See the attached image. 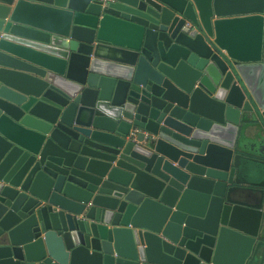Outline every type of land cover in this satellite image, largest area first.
Here are the masks:
<instances>
[{"label": "water", "instance_id": "95a60500", "mask_svg": "<svg viewBox=\"0 0 264 264\" xmlns=\"http://www.w3.org/2000/svg\"><path fill=\"white\" fill-rule=\"evenodd\" d=\"M262 236L264 0H0V264H253Z\"/></svg>", "mask_w": 264, "mask_h": 264}, {"label": "flooded vegetation", "instance_id": "af4514ba", "mask_svg": "<svg viewBox=\"0 0 264 264\" xmlns=\"http://www.w3.org/2000/svg\"><path fill=\"white\" fill-rule=\"evenodd\" d=\"M260 239L262 240V242H264L263 236L260 237ZM252 263L253 264H264V245L263 244H259L258 252L256 253V257L253 259Z\"/></svg>", "mask_w": 264, "mask_h": 264}, {"label": "crops", "instance_id": "0c3cea01", "mask_svg": "<svg viewBox=\"0 0 264 264\" xmlns=\"http://www.w3.org/2000/svg\"><path fill=\"white\" fill-rule=\"evenodd\" d=\"M259 179H260V176L257 177V180H259Z\"/></svg>", "mask_w": 264, "mask_h": 264}]
</instances>
